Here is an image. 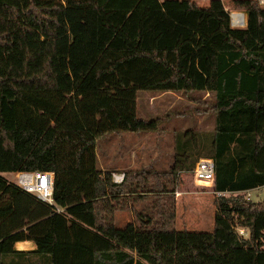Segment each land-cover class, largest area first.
<instances>
[{
    "label": "trees",
    "instance_id": "trees-1",
    "mask_svg": "<svg viewBox=\"0 0 264 264\" xmlns=\"http://www.w3.org/2000/svg\"><path fill=\"white\" fill-rule=\"evenodd\" d=\"M242 5L240 28L193 0H0V264H264V200L244 195L264 186V7ZM142 91L208 94L213 130L175 132L169 171L115 183L96 142L159 129L138 115ZM200 158L221 193L213 228L177 230L169 191ZM33 171L52 172L51 204L1 175ZM144 194L152 212L115 226ZM22 240L35 249L15 250Z\"/></svg>",
    "mask_w": 264,
    "mask_h": 264
},
{
    "label": "rangeland",
    "instance_id": "rangeland-1",
    "mask_svg": "<svg viewBox=\"0 0 264 264\" xmlns=\"http://www.w3.org/2000/svg\"><path fill=\"white\" fill-rule=\"evenodd\" d=\"M219 1V2H218ZM247 0H193L198 6L205 7L211 3L221 4L232 14L242 13L244 27L246 14L242 3ZM264 7V4H260ZM210 101L208 94L195 92L191 96L181 92L156 93L142 91L138 94L137 112L143 118L159 117V129L151 132H108L96 142L98 168L103 172L124 173L127 170L169 171L174 160V133L192 128L203 133L213 129L212 115L202 111L201 103ZM196 169V166L194 167ZM195 169L191 172L178 173L173 184L176 216L174 227L177 230L211 231L213 215H215V198L218 194L213 186H202L196 181ZM201 169V168H200ZM199 169V170H200ZM198 170V171H199ZM11 182H16L15 173L4 175ZM212 185V183L210 184ZM171 184L167 187L171 190ZM172 192V193H171ZM229 196V193L224 194ZM247 199L258 202L264 200V186L258 190L244 193ZM131 206L117 207L112 215V221L117 227L137 225L133 211L151 213L154 197L144 194V198L130 201ZM190 207V208H189ZM194 208V209H192ZM192 209V210H191ZM189 228V229H188ZM130 231L134 227L129 228ZM239 234L247 237L246 232ZM264 248V242H263Z\"/></svg>",
    "mask_w": 264,
    "mask_h": 264
},
{
    "label": "built area",
    "instance_id": "built-area-1",
    "mask_svg": "<svg viewBox=\"0 0 264 264\" xmlns=\"http://www.w3.org/2000/svg\"><path fill=\"white\" fill-rule=\"evenodd\" d=\"M259 4H264V0H257ZM233 14V13H232ZM232 14H230V21L231 25H243L237 24L234 22ZM242 14V13H241ZM243 17V14H242ZM205 162L202 164V162ZM195 174L196 178L199 176L202 179H210L211 182L213 181V161L210 158H200L197 163L195 164ZM199 167L200 172H198ZM193 169V170H194ZM17 181L16 184L18 187H20L22 190H24L27 193L35 195L38 199L41 201L52 203V178L53 174L50 171H33V172H18L17 173ZM112 181L115 183L122 182L124 178V173H111ZM220 195L221 193H217ZM240 232H244V229L240 228Z\"/></svg>",
    "mask_w": 264,
    "mask_h": 264
},
{
    "label": "crops",
    "instance_id": "crops-1",
    "mask_svg": "<svg viewBox=\"0 0 264 264\" xmlns=\"http://www.w3.org/2000/svg\"><path fill=\"white\" fill-rule=\"evenodd\" d=\"M219 2V1H218ZM221 7H223V9H225V7L223 6V5H221V4H219ZM226 10V9H225ZM166 93H169V92H166ZM171 93V92H170ZM212 118H213V116H211ZM214 126V125H213ZM213 130V129H212ZM97 155V154H96ZM203 163H205L204 161L202 162V164ZM199 169H200V167H199ZM198 169V170H199ZM200 171V170H199ZM8 172H5V173H1V175H5V174H7ZM18 173V172H17ZM16 173V174H17ZM212 183V185H210V186H213V181L211 182ZM263 186H261V187H257V188H254V189H251V190H248L247 191V193L250 195V192L251 191H254V190H258V189H260V188H262ZM250 200H251V198H250ZM190 208V207H189ZM192 209H194V208H192ZM191 209V210H192ZM213 224H214V215H213V221H212V223H211V228H213ZM189 229V228H188ZM189 231H191V230H189ZM14 249L15 250H17V251H32V250H34L35 249V244H34V242H32V241H30V240H22V241H17V242H15L14 243Z\"/></svg>",
    "mask_w": 264,
    "mask_h": 264
},
{
    "label": "bare ground",
    "instance_id": "bare-ground-1",
    "mask_svg": "<svg viewBox=\"0 0 264 264\" xmlns=\"http://www.w3.org/2000/svg\"><path fill=\"white\" fill-rule=\"evenodd\" d=\"M234 14H237V13L235 12V13L232 14L234 22L237 23V24H242L243 22L240 23L237 19L234 18ZM16 176H17V174H16Z\"/></svg>",
    "mask_w": 264,
    "mask_h": 264
}]
</instances>
